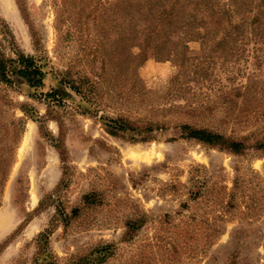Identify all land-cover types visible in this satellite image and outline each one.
<instances>
[{
	"label": "rangeland",
	"instance_id": "374dc122",
	"mask_svg": "<svg viewBox=\"0 0 264 264\" xmlns=\"http://www.w3.org/2000/svg\"><path fill=\"white\" fill-rule=\"evenodd\" d=\"M0 53V264H264V0H0Z\"/></svg>",
	"mask_w": 264,
	"mask_h": 264
},
{
	"label": "trees",
	"instance_id": "16d2710c",
	"mask_svg": "<svg viewBox=\"0 0 264 264\" xmlns=\"http://www.w3.org/2000/svg\"><path fill=\"white\" fill-rule=\"evenodd\" d=\"M12 62L16 65L12 66ZM44 77L43 66L34 57L20 53L17 58L10 60L0 53V83L7 85L21 79L25 80L30 87H38L42 85ZM69 86L74 91L80 92L73 82ZM103 120L108 133L112 135L128 133L133 141L150 140L153 138V131L158 128L157 124L152 122L132 125L129 120L121 117L103 118ZM181 135L184 138L195 139L201 143L234 153H241L246 148L244 142L240 139L231 138L205 127H193L186 123L181 125ZM107 249L108 247H101V249L96 250L98 257H100V254L105 253ZM47 257H49L48 254ZM81 264H87V259H83Z\"/></svg>",
	"mask_w": 264,
	"mask_h": 264
}]
</instances>
